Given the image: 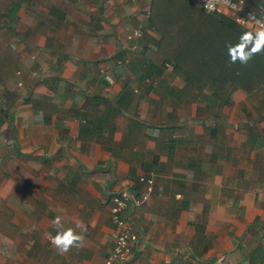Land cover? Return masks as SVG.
Returning a JSON list of instances; mask_svg holds the SVG:
<instances>
[{"label": "crops", "instance_id": "1", "mask_svg": "<svg viewBox=\"0 0 264 264\" xmlns=\"http://www.w3.org/2000/svg\"><path fill=\"white\" fill-rule=\"evenodd\" d=\"M149 1L69 0L64 15L22 0L3 16L19 61L0 92V264H104L109 198H139L140 177L153 188L123 215L125 264H264V90L216 92L162 62ZM56 216L83 247L57 254Z\"/></svg>", "mask_w": 264, "mask_h": 264}, {"label": "trees", "instance_id": "2", "mask_svg": "<svg viewBox=\"0 0 264 264\" xmlns=\"http://www.w3.org/2000/svg\"><path fill=\"white\" fill-rule=\"evenodd\" d=\"M22 0H0V92L5 79L15 70L19 56L4 38L3 16L16 10ZM53 10L67 15L72 10L69 0H38ZM258 0H245L248 10L255 11ZM27 13L36 21L48 16L32 5ZM146 26L157 36L155 52L160 60L191 75L196 82L223 92L227 88L250 94L264 90V52L254 56L247 65L229 64L228 45H235L247 30L228 17L206 14L187 0H150ZM5 29V30H4ZM16 73V72H15ZM0 110L2 107L0 105ZM2 112V111H1ZM0 112V125L4 116Z\"/></svg>", "mask_w": 264, "mask_h": 264}, {"label": "built area", "instance_id": "3", "mask_svg": "<svg viewBox=\"0 0 264 264\" xmlns=\"http://www.w3.org/2000/svg\"><path fill=\"white\" fill-rule=\"evenodd\" d=\"M196 9L206 14H218L228 17L236 25L247 31H255V20L264 21V6L254 12L245 6V0H188ZM212 7H208L207 4ZM148 14L146 13V16ZM141 37V29L138 26L127 36V40ZM134 46L131 49L134 50ZM19 74V72H16ZM139 182L144 185V190L139 198H135L132 191L124 188L118 190L109 198V220L112 225L111 241L112 249L104 264H125L130 259L131 247L136 241L130 222L124 218L128 203L138 205L151 193L153 188L150 177H140Z\"/></svg>", "mask_w": 264, "mask_h": 264}, {"label": "clouds", "instance_id": "4", "mask_svg": "<svg viewBox=\"0 0 264 264\" xmlns=\"http://www.w3.org/2000/svg\"><path fill=\"white\" fill-rule=\"evenodd\" d=\"M207 6L212 7L210 3ZM254 23L257 25L255 31L244 32L240 35L237 44L227 46L230 65L237 62L241 65H247L254 56L264 52V21L255 20ZM51 223L57 232L50 237V244L57 254L66 255L73 248L84 246V234L82 232L78 234L71 227L64 228L60 216H56ZM79 227L80 225L77 224V228Z\"/></svg>", "mask_w": 264, "mask_h": 264}, {"label": "rangeland", "instance_id": "5", "mask_svg": "<svg viewBox=\"0 0 264 264\" xmlns=\"http://www.w3.org/2000/svg\"><path fill=\"white\" fill-rule=\"evenodd\" d=\"M18 72H19V74H17V75L20 76L21 73H20V71H18ZM2 117H3V115H2ZM2 125L0 126V129L3 127ZM2 141H3V139H2ZM2 147H3V144L0 145V182H1V180L3 181L5 179V177H6L5 174H6V172L8 173V170H9V166L7 163L10 162L9 159H5L4 156H1L2 153L4 152V150H3L4 148H2ZM11 169H13V168H11ZM8 174H10V173H8Z\"/></svg>", "mask_w": 264, "mask_h": 264}]
</instances>
